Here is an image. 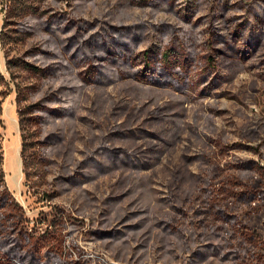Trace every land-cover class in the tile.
<instances>
[{
	"label": "rangeland",
	"instance_id": "374dc122",
	"mask_svg": "<svg viewBox=\"0 0 264 264\" xmlns=\"http://www.w3.org/2000/svg\"><path fill=\"white\" fill-rule=\"evenodd\" d=\"M0 199V264H264V0H0Z\"/></svg>",
	"mask_w": 264,
	"mask_h": 264
},
{
	"label": "trees",
	"instance_id": "16d2710c",
	"mask_svg": "<svg viewBox=\"0 0 264 264\" xmlns=\"http://www.w3.org/2000/svg\"><path fill=\"white\" fill-rule=\"evenodd\" d=\"M119 34H116L118 33ZM112 42H114V44H112ZM87 45L90 48V50L92 51L91 53H79V51H76V56L78 57V59L80 61L82 60H90L93 57H99L101 59H106V61L115 63L117 61V58L115 57V54L113 53H109V51H113L116 53H121V54H125L126 57L131 58L133 53L135 52V46L134 44H131L130 41L128 40V36L127 34L122 32V29H118V31H115L113 34H111V37L109 38L108 41H101V43H96L94 44L93 41L91 39H87L86 40ZM85 43V44H86ZM123 47V48H122ZM78 48V47H77ZM79 49V48H78ZM90 50H88L90 52ZM99 70V74L100 72H103L102 69H97V71ZM95 75V74H94ZM98 76V74H97ZM102 76V75H100ZM155 80H160V79H155ZM22 101L21 96L19 95L18 97V102L20 103ZM24 120L21 119L20 120V124L21 127L24 128L25 127V122H23ZM24 161H26L25 157V147H23L22 149V153H21ZM2 157V156H1ZM26 164V162H24ZM3 205V201L2 199H0V206ZM13 249V246H12ZM14 250V249H13ZM16 251H10V255H14L17 257H20L22 262H26V264H35V259L32 255H29L27 252L24 254L20 255V252H16ZM14 253V254H13Z\"/></svg>",
	"mask_w": 264,
	"mask_h": 264
},
{
	"label": "bare ground",
	"instance_id": "6f19581e",
	"mask_svg": "<svg viewBox=\"0 0 264 264\" xmlns=\"http://www.w3.org/2000/svg\"><path fill=\"white\" fill-rule=\"evenodd\" d=\"M18 142V141H17ZM17 149V148H16ZM19 160V159H18ZM19 169V168H18ZM19 175H20V173H19ZM20 179V178H19ZM18 181V180H17Z\"/></svg>",
	"mask_w": 264,
	"mask_h": 264
}]
</instances>
